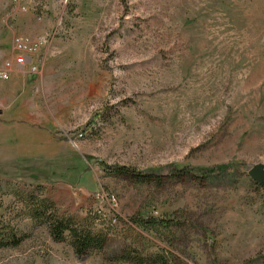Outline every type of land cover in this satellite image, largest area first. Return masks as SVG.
<instances>
[{"label":"rangeland","instance_id":"rangeland-1","mask_svg":"<svg viewBox=\"0 0 264 264\" xmlns=\"http://www.w3.org/2000/svg\"><path fill=\"white\" fill-rule=\"evenodd\" d=\"M15 6L0 0V68L14 35L47 44L36 73L0 79V108L14 92L27 105L0 124V227L29 235L0 264H264V188L248 175L264 166V0ZM100 164L231 167L138 182ZM27 196L86 221L102 248L75 258L34 225Z\"/></svg>","mask_w":264,"mask_h":264},{"label":"trees","instance_id":"trees-1","mask_svg":"<svg viewBox=\"0 0 264 264\" xmlns=\"http://www.w3.org/2000/svg\"><path fill=\"white\" fill-rule=\"evenodd\" d=\"M101 169L108 175L125 176L134 179L138 182L150 181L153 177L160 178L163 173L170 177L181 176H196V178H210L222 174L225 170L229 169L231 165H223L215 168L200 169L192 171L191 169L171 167L165 171L144 172L141 173L132 168L124 166L115 167L100 164ZM195 172V173H193ZM196 174V175H194ZM159 180V179H157ZM264 188V186L260 185ZM26 209L31 221L35 226H45L49 237L55 243H67L73 251L75 258L81 259L89 252L95 249H101L104 243V238L100 236L90 224L86 221L74 222L70 218H60L48 213V205L45 200L41 198H31L27 196ZM140 226L149 228L156 225L158 222L155 220H135ZM29 235L20 234L17 230L9 227H0V250L2 249H15L18 248ZM142 264V263H140Z\"/></svg>","mask_w":264,"mask_h":264},{"label":"built area","instance_id":"built-area-1","mask_svg":"<svg viewBox=\"0 0 264 264\" xmlns=\"http://www.w3.org/2000/svg\"><path fill=\"white\" fill-rule=\"evenodd\" d=\"M24 0H14L17 9L25 11L21 7ZM15 6V7H16ZM47 44V39L43 36L29 38L22 35H14L10 44L8 58L0 68V79L8 80L13 71L24 72L27 68L29 73H36L41 60H35L41 49Z\"/></svg>","mask_w":264,"mask_h":264},{"label":"crops","instance_id":"crops-1","mask_svg":"<svg viewBox=\"0 0 264 264\" xmlns=\"http://www.w3.org/2000/svg\"><path fill=\"white\" fill-rule=\"evenodd\" d=\"M20 79V78H18ZM14 92V91H13ZM18 101V100H17ZM2 106V105H1ZM17 107L18 112L24 114V112L26 111V106L23 107V105H18V103H16V97H15V92L12 95L11 93L6 97V100L4 101L3 106L0 108V124L2 122H8L9 120H7V115H9L11 117L14 109ZM16 125L18 124V122H13ZM22 123V122H20Z\"/></svg>","mask_w":264,"mask_h":264},{"label":"water","instance_id":"water-1","mask_svg":"<svg viewBox=\"0 0 264 264\" xmlns=\"http://www.w3.org/2000/svg\"><path fill=\"white\" fill-rule=\"evenodd\" d=\"M248 175L252 181L264 186V166L254 165L248 170Z\"/></svg>","mask_w":264,"mask_h":264}]
</instances>
